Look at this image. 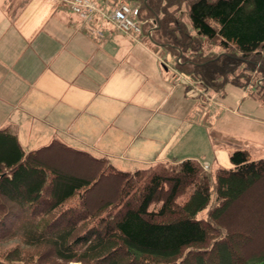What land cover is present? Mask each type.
I'll use <instances>...</instances> for the list:
<instances>
[{
    "label": "trees",
    "instance_id": "obj_1",
    "mask_svg": "<svg viewBox=\"0 0 264 264\" xmlns=\"http://www.w3.org/2000/svg\"><path fill=\"white\" fill-rule=\"evenodd\" d=\"M127 1L189 93L231 81L264 105V0ZM229 158L124 171L59 140L26 151L0 128V244L20 241L0 264H264V157Z\"/></svg>",
    "mask_w": 264,
    "mask_h": 264
},
{
    "label": "crops",
    "instance_id": "obj_2",
    "mask_svg": "<svg viewBox=\"0 0 264 264\" xmlns=\"http://www.w3.org/2000/svg\"><path fill=\"white\" fill-rule=\"evenodd\" d=\"M69 1L0 0V127L26 151L59 140L120 170L186 159L172 152L182 138L170 125L188 121L197 91L171 55L161 57L149 30L127 33L104 16L121 1L92 0L90 19ZM205 155L194 158L213 168Z\"/></svg>",
    "mask_w": 264,
    "mask_h": 264
},
{
    "label": "rangeland",
    "instance_id": "obj_3",
    "mask_svg": "<svg viewBox=\"0 0 264 264\" xmlns=\"http://www.w3.org/2000/svg\"><path fill=\"white\" fill-rule=\"evenodd\" d=\"M129 3L138 7L133 2ZM160 52L164 59L170 55L166 48H162ZM175 99L176 96H173L172 101ZM188 109L192 110L189 118H186L188 121L180 123L179 117H172L170 125L171 135L182 138L180 143L172 147V152L180 159L206 154L204 158L214 163L213 168L216 169L219 166H231L229 155L234 150L248 149L253 158L264 157V105L248 96L243 88L229 81L222 91L210 90L203 92L201 97L187 98L186 110ZM10 130L15 133L14 129ZM51 153L49 155L53 158ZM141 166L143 165L137 166L130 162L128 168L123 165V170L134 171L146 167ZM18 244V239L0 244V254Z\"/></svg>",
    "mask_w": 264,
    "mask_h": 264
},
{
    "label": "built area",
    "instance_id": "obj_4",
    "mask_svg": "<svg viewBox=\"0 0 264 264\" xmlns=\"http://www.w3.org/2000/svg\"><path fill=\"white\" fill-rule=\"evenodd\" d=\"M70 7L80 18L90 19L91 15L99 9L95 6L92 0H70ZM138 8L134 7L128 2H121L110 14L105 15L111 20L118 29L124 32H141V25L136 21L135 17L138 15ZM188 81V80H187ZM208 169V165H204Z\"/></svg>",
    "mask_w": 264,
    "mask_h": 264
}]
</instances>
